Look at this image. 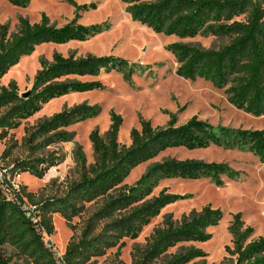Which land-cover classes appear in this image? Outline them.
<instances>
[{
  "label": "trees",
  "instance_id": "trees-1",
  "mask_svg": "<svg viewBox=\"0 0 264 264\" xmlns=\"http://www.w3.org/2000/svg\"><path fill=\"white\" fill-rule=\"evenodd\" d=\"M6 1L24 7L30 0ZM69 2L79 11L90 6ZM121 2L133 21L165 36L180 40L196 36L225 39V43L213 48L182 41L167 45L177 64L175 75L190 81L202 79L216 88H224L226 100L233 107L256 117L264 115V0ZM78 17L76 14L58 27L50 24L44 14L37 23L19 16L13 32L8 31L6 23L0 24V79L38 45L85 40L106 27L104 24L80 25ZM39 65L26 97H20L14 81L0 86V140L9 129L33 116L50 100L103 87L99 82L81 78L116 70L121 71L124 80L131 82L135 68L139 67L111 55L77 56L74 51L66 55L54 52L50 60L40 59ZM98 112L97 105L83 102L25 127L23 143L32 154L25 159L9 160V149H4L0 154L1 167L10 174L27 172L41 178L56 164L57 158L54 154L37 156L36 150L70 141L72 133L66 127L94 117ZM169 117L164 127H152L149 121L139 120V129L130 130V143L124 146L117 142L121 117L110 112L105 137L96 130L88 135L94 154L91 167L86 166L81 149H74L77 178L61 196L32 200V194L26 193L24 187L19 186L16 192L8 182L0 181V248L7 244L13 246L27 259L25 264H90L91 258L102 256L121 239H135L166 205L190 196L169 193L165 189L150 196L159 181L207 178L215 186H222V176H238L225 163L167 157L149 166L133 188H125L124 179L139 164L167 149L196 150L209 146L247 151L264 159V127L249 130L213 126L195 116L176 125L175 114ZM88 204L95 205L94 211L85 219L79 235L67 241L62 260L57 262L54 252L43 243L44 236L53 233L52 214H60L69 223L81 215ZM29 205L34 206L35 223L26 216L25 209ZM222 215L219 208L208 204L178 221L167 215L143 246L133 247L131 263L188 264L203 258L205 253L193 246L165 255L179 243L207 241L210 238L207 229L216 226ZM227 229L231 246L226 247L222 264H264V236L252 238L253 228L244 224L240 212L232 215ZM0 264L17 263L0 252Z\"/></svg>",
  "mask_w": 264,
  "mask_h": 264
},
{
  "label": "rangeland",
  "instance_id": "rangeland-1",
  "mask_svg": "<svg viewBox=\"0 0 264 264\" xmlns=\"http://www.w3.org/2000/svg\"><path fill=\"white\" fill-rule=\"evenodd\" d=\"M69 1L77 5L90 6L85 11H79ZM42 14L47 17L50 24L58 27L76 14H79L77 20L80 25L104 24L106 27L85 40H71L64 44L44 43L36 46L31 54L22 57L7 71L0 79V86L14 81L19 94L27 92L35 73L40 68V59L50 60L54 52L66 55L69 51H74L77 56L111 55L139 67L135 68L131 82L124 80L121 71L116 70L101 71L98 76L81 78L99 82L103 87L52 99L33 116L22 120L16 128L7 131L6 137L0 140V154L4 149H9V160L25 159L32 154L23 143L25 127H30L64 108H71L83 102L97 105L99 108L96 116L66 127V130L72 133L70 141L36 150L37 156L54 154L57 158L56 164L41 178L27 172H17L14 175L12 179L14 183L24 187L26 193L32 194V200L61 196L67 186L76 180L77 169L74 159L76 147L84 154L86 166H92L94 154L88 135L92 130H96L101 137H105L110 125V112L121 117L117 142L124 146L130 143V130L139 129V120L149 121L152 127H164L171 114L176 116V125H181L195 116L213 126L249 130L264 127V115L256 117L233 107L226 100L224 88H216L202 79L190 81L175 75L177 64L173 54L166 49L167 45L182 41L202 48H213L225 43V39L196 36L180 40L175 36L154 32L149 27L133 21L125 12L121 0H30L24 7L0 0V24L6 23L9 32L15 30L19 16L28 19L30 23H37ZM167 157L225 163L235 170L238 176L235 178L222 176V186H215L207 178L159 181L150 196L156 195L162 189L169 193L190 196L166 205L141 229L135 239H121L102 256L91 258L90 264H132L133 247L143 246L167 215L178 221L191 211H198L207 204L219 208L223 214L216 226L207 229L210 238L205 242L179 243L168 249L165 256L193 246L202 250L205 256L188 264H222L223 257L226 256V247L231 246V235L227 227L232 215L237 212H240L244 224L253 228L252 238L264 236V159L260 160L247 151L222 149L216 146L196 150L167 149L133 168L123 181L125 188H133L149 166ZM94 208V204L86 205L84 212L72 218L69 223L60 214H52L53 233L47 236V240L53 252L63 253L67 241L71 236L79 235L85 219ZM0 252L17 264L27 262V259L18 254L11 245H4Z\"/></svg>",
  "mask_w": 264,
  "mask_h": 264
},
{
  "label": "built area",
  "instance_id": "built-area-1",
  "mask_svg": "<svg viewBox=\"0 0 264 264\" xmlns=\"http://www.w3.org/2000/svg\"><path fill=\"white\" fill-rule=\"evenodd\" d=\"M2 166V163L0 162V181H6L9 183V185L11 186L12 190L18 192L19 191V186L17 184L14 183V181L12 180L14 175L17 174V172H14L13 174H10L9 172H7ZM33 209L34 206L29 205L26 207V216L32 221V222H36L37 218L33 216ZM43 243L47 248L51 249V244L48 242L47 240V236H44L43 238ZM54 256L57 260V262H60L62 260V254H58L54 252Z\"/></svg>",
  "mask_w": 264,
  "mask_h": 264
},
{
  "label": "water",
  "instance_id": "water-1",
  "mask_svg": "<svg viewBox=\"0 0 264 264\" xmlns=\"http://www.w3.org/2000/svg\"><path fill=\"white\" fill-rule=\"evenodd\" d=\"M27 93L28 92H25V93L20 94V97H26Z\"/></svg>",
  "mask_w": 264,
  "mask_h": 264
}]
</instances>
